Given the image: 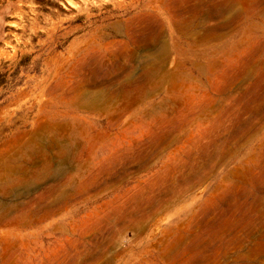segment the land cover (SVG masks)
Masks as SVG:
<instances>
[{
	"label": "rangeland",
	"instance_id": "rangeland-1",
	"mask_svg": "<svg viewBox=\"0 0 264 264\" xmlns=\"http://www.w3.org/2000/svg\"><path fill=\"white\" fill-rule=\"evenodd\" d=\"M0 264H264V0H0Z\"/></svg>",
	"mask_w": 264,
	"mask_h": 264
}]
</instances>
